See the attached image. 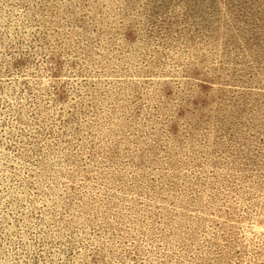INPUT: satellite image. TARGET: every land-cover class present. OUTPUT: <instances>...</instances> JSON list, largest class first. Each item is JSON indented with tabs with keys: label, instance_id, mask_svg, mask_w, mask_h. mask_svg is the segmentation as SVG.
<instances>
[{
	"label": "rangeland",
	"instance_id": "rangeland-1",
	"mask_svg": "<svg viewBox=\"0 0 264 264\" xmlns=\"http://www.w3.org/2000/svg\"><path fill=\"white\" fill-rule=\"evenodd\" d=\"M0 264H264V0H0Z\"/></svg>",
	"mask_w": 264,
	"mask_h": 264
}]
</instances>
